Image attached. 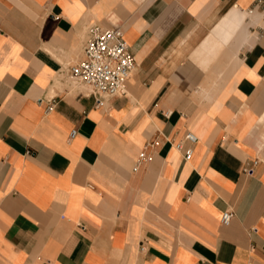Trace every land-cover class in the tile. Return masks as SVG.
<instances>
[{
    "label": "crops",
    "instance_id": "0c3cea01",
    "mask_svg": "<svg viewBox=\"0 0 264 264\" xmlns=\"http://www.w3.org/2000/svg\"><path fill=\"white\" fill-rule=\"evenodd\" d=\"M92 23L135 61L102 105L63 74ZM0 30V264H264V0H0Z\"/></svg>",
    "mask_w": 264,
    "mask_h": 264
},
{
    "label": "built area",
    "instance_id": "2783aa9c",
    "mask_svg": "<svg viewBox=\"0 0 264 264\" xmlns=\"http://www.w3.org/2000/svg\"><path fill=\"white\" fill-rule=\"evenodd\" d=\"M134 64V56L124 39L122 28L92 23L86 27L82 58L63 70V74L72 84L84 87L87 94L95 96L97 104L102 105L105 98L126 95V80ZM74 133L75 130H72L70 135ZM196 141V135L187 131L174 146L183 152L184 159H188ZM149 159L150 156L141 151L135 166ZM232 216V210H224L221 224L228 225Z\"/></svg>",
    "mask_w": 264,
    "mask_h": 264
}]
</instances>
